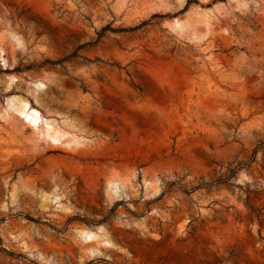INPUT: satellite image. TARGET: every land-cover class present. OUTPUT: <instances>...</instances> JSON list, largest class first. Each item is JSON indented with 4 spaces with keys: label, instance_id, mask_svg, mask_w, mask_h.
Returning <instances> with one entry per match:
<instances>
[{
    "label": "rangeland",
    "instance_id": "1",
    "mask_svg": "<svg viewBox=\"0 0 264 264\" xmlns=\"http://www.w3.org/2000/svg\"><path fill=\"white\" fill-rule=\"evenodd\" d=\"M0 264H264V0H0Z\"/></svg>",
    "mask_w": 264,
    "mask_h": 264
},
{
    "label": "bare ground",
    "instance_id": "2",
    "mask_svg": "<svg viewBox=\"0 0 264 264\" xmlns=\"http://www.w3.org/2000/svg\"><path fill=\"white\" fill-rule=\"evenodd\" d=\"M22 105H23V111L27 110V113H25V114L28 117L29 124L30 125H36V123L40 119L39 112L35 108H32L31 106H29L28 102H26V101H22ZM52 139H53V143H55V145H56V143H58L59 137L54 136V137H52ZM83 232L86 234V240L87 241L92 240L94 237H96V234H94L93 232H85V231H83Z\"/></svg>",
    "mask_w": 264,
    "mask_h": 264
}]
</instances>
